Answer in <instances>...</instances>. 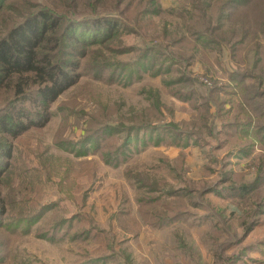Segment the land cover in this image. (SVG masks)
I'll use <instances>...</instances> for the list:
<instances>
[{"label": "rangeland", "instance_id": "rangeland-1", "mask_svg": "<svg viewBox=\"0 0 264 264\" xmlns=\"http://www.w3.org/2000/svg\"><path fill=\"white\" fill-rule=\"evenodd\" d=\"M113 2L76 0L80 12ZM148 4L125 0L123 15L116 8L105 13L138 28L113 43L124 47L117 58L133 62L152 47V67L138 66L130 82L82 77L53 103L45 127L14 140L16 165L41 168L47 154L57 159L46 162V172L61 168L52 179L45 172L44 184L30 176L25 183L13 178L0 184L8 200L24 201L31 193L38 203L56 202L8 237L0 264H127L128 257L129 264L264 261V179L252 191H232L264 177V0H250L238 7L236 20L220 24L212 17L216 0H152V14H141ZM241 19L250 22L245 36ZM171 122L181 136L165 131ZM108 125L121 131L105 130L95 137L99 147L93 140L82 147L87 135ZM250 126L256 132L248 136ZM70 168L69 176L80 182L77 194L88 192L83 199L61 188V182L66 189L74 185L62 175ZM63 218L68 221L53 227ZM96 256L106 261L88 263Z\"/></svg>", "mask_w": 264, "mask_h": 264}, {"label": "trees", "instance_id": "trees-1", "mask_svg": "<svg viewBox=\"0 0 264 264\" xmlns=\"http://www.w3.org/2000/svg\"><path fill=\"white\" fill-rule=\"evenodd\" d=\"M43 1L0 0V184L3 185L13 178L25 183L29 176L40 184L47 183L41 179L47 171L46 162L57 158L47 154L42 155L39 161L41 168L25 166L24 161L16 165L14 140L34 129L45 127L53 116V103L64 92L78 84L82 77L92 76L106 83L121 80L130 82L138 66L143 70L147 67L151 68L152 60L155 59L152 55V47L144 49L133 62H125L117 58L124 47L113 43L118 41L117 39H120L125 31L135 33L138 30V28H131L118 15V13L124 14L120 7L125 0H114L106 8L102 10L94 8L91 12H80L76 0H72L73 5L69 7L62 5L61 0L56 5ZM216 1L219 3L218 9L212 11V17L219 20L220 24L222 19L226 21L229 17L236 20L239 15L238 7L247 4L250 0ZM92 4L84 2V6L90 7ZM72 7H77V10H71ZM66 8L70 9L68 13ZM114 8L118 9V13H105L107 9L111 11ZM207 8H209L208 5H205L200 9L204 11ZM232 9L234 12L230 14L228 10ZM154 12H159V9H155ZM141 14H152V0H149L148 6L141 10ZM202 20L204 24L208 23L206 16H202ZM241 20L244 23L241 24L240 30L245 36L249 33L246 26L250 22L249 19ZM125 27L126 30H124ZM222 35H226L224 31ZM257 45L261 46L259 43ZM257 52L261 53L260 50ZM231 80L233 81L234 77ZM104 128L96 135H87L82 142V147L91 140L95 142V147H99L95 137L105 133V130L108 133L121 131V128L109 125ZM137 128V131H140V128ZM165 128L168 134L171 135L174 133L172 130H175L176 136H181L178 134L180 129L178 125L171 122ZM129 129L130 133L134 128ZM255 132L254 127H248V136ZM130 141L131 136H127L125 144L128 145ZM85 148L79 152V155L86 154ZM238 154H245V151H239ZM103 155L106 157L108 153ZM23 167L26 168L17 174V171ZM56 168L61 167L56 166L46 172L48 179L53 178L50 174H54ZM71 170L70 168L62 175L63 179L71 180L74 185L66 189L65 183L61 182V188L68 197L83 199L88 192L86 190L83 194H77L80 182L77 176L75 178L69 176ZM66 173L68 176H65ZM63 179L61 178V181ZM261 179L264 177L260 173L252 183L233 188L232 191H252L257 187L256 182ZM27 186L29 187L30 183H27ZM15 193L19 195L18 192ZM54 206L56 202L38 203L31 193L24 197V201L22 198L8 200L0 188V251L2 246L11 244L9 241L11 236L14 237L24 230L21 227L23 223L27 222V228H29L31 223L38 221ZM86 217L88 220H94L93 216ZM149 220L152 221V219ZM66 221L68 218L60 219L53 227L62 226ZM148 223L152 226V222ZM53 229L56 233V228ZM250 229L248 228V231ZM48 233L55 235L54 231ZM48 235L44 233L42 237L45 238ZM102 245L101 243L100 246ZM4 257L0 252V262L4 260ZM98 257L90 258L88 263L98 262L100 259ZM100 261H106L105 257ZM126 261L127 264L130 263L129 257Z\"/></svg>", "mask_w": 264, "mask_h": 264}, {"label": "crops", "instance_id": "crops-1", "mask_svg": "<svg viewBox=\"0 0 264 264\" xmlns=\"http://www.w3.org/2000/svg\"><path fill=\"white\" fill-rule=\"evenodd\" d=\"M260 264H264V261L262 263H260Z\"/></svg>", "mask_w": 264, "mask_h": 264}]
</instances>
